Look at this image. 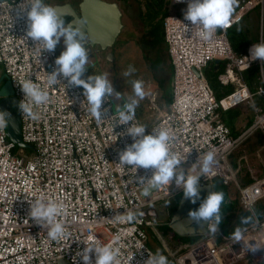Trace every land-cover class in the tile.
<instances>
[{"label": "built area", "instance_id": "2783aa9c", "mask_svg": "<svg viewBox=\"0 0 264 264\" xmlns=\"http://www.w3.org/2000/svg\"><path fill=\"white\" fill-rule=\"evenodd\" d=\"M170 2L179 5L163 21L172 64V99L150 125L138 109L134 122L147 125L146 134L151 128H167L173 137L170 149L184 160L180 166L189 174H199L200 165L195 164L198 156L214 151L216 163L200 184H213L220 178L228 187L235 185L243 210L250 213L255 209L260 214L258 222L247 226L240 242L220 226L216 234L208 229L197 233L206 235L197 242L182 241L175 231L170 237L185 247L193 245L182 256L185 264H190L186 258L196 259L195 264H264V171L240 182L242 164L235 166L230 160V154L246 138L258 130L264 132V104L255 100L256 95L264 99V70L261 60H252L249 51L255 43L264 42L263 30L261 26L256 39L240 51L234 49L228 34L252 9L258 7L263 16L264 0H238L231 26L218 30L208 41L194 35V26L184 19L189 0ZM20 6H27L26 0H0V63L10 76L19 103L25 99L19 83L31 79L43 86L61 54L59 45L51 53L26 38V17L16 15ZM214 59L226 60L219 78L223 84L234 85L221 97L205 73ZM254 63L259 64L261 73L255 91L245 78V71ZM47 90L48 103L34 109L40 113L39 120L24 117L20 111L21 136L31 144L30 152L16 148L17 142L9 138L7 128L0 132V264H60L61 258L70 264H84L79 253L85 247L83 240L90 236L104 244L119 236L121 264H145L149 254L156 252L149 244L150 231L162 236L159 227L163 223L156 218L159 203L183 194V189L173 181L146 197L138 179L151 177L152 170L119 163L118 153L133 140L120 135L131 122L115 126L114 98L102 104V111L107 108L109 113L98 123L88 111L82 86H68L61 77L60 83ZM152 90V107H158L157 92ZM241 104L252 106V120L235 134L224 114ZM41 194L65 205L66 214L58 218L68 232L63 240H50L47 229L30 218L31 202ZM126 209L143 215L131 222L113 220ZM91 259L95 264L94 254Z\"/></svg>", "mask_w": 264, "mask_h": 264}, {"label": "clouds", "instance_id": "9594fccd", "mask_svg": "<svg viewBox=\"0 0 264 264\" xmlns=\"http://www.w3.org/2000/svg\"><path fill=\"white\" fill-rule=\"evenodd\" d=\"M176 2L181 3L183 0H176ZM235 3L236 0H189L184 19L194 26V35L208 41L218 30L231 26ZM26 4L27 6H20L16 11L18 18L26 17V38H30L36 45H42V50L51 53L55 52L57 45L63 39L65 50L55 59L56 67L48 73L43 86L31 79L19 83L25 99L19 103L18 107L24 117L32 120L40 119V113L34 109L48 103L50 97L47 89L60 83L61 77L67 80L68 86L83 87V95L89 105L88 111L98 123L107 119L109 113L107 108L102 111V104L106 100L115 98L114 115L117 119L115 126L117 124L129 125L131 122L126 133L122 132L120 135H128L133 140L118 153L119 163L136 169H151L153 173L151 177H139L138 179V183L144 186L143 194L148 197L152 192L162 186H169L174 181L177 188L183 189L184 200H190L193 204L201 200L200 181L203 176L213 170L216 163L215 152L208 151L202 158L198 156L195 164L200 165L199 174H189L182 170L180 165L184 160L170 149L173 139L170 131L159 127L151 128V132L146 134V129L149 127L134 122L139 102L146 96L144 81L133 80L134 96L124 100L123 95L115 91L112 79H109L107 72L83 78L88 72L90 59L84 29L77 26L74 21L66 23L64 17L67 13L61 12L57 6L48 4L46 0H26ZM249 51L252 60H261V69L264 70V42L255 43ZM135 71V67L129 65L123 75L130 77ZM10 122L15 127L11 113L0 110V132L8 129ZM225 202L226 194L214 188L202 200L198 209L189 211L188 217L201 228L207 225L208 231L216 234L225 219L223 212ZM65 214L66 208L62 202L50 199L43 194L36 196L30 205V218L47 229L48 238L52 241H60L68 236L64 221L58 219ZM138 215H143V213L126 209L124 214L117 213L113 220L131 222ZM259 215L253 209L248 215L241 216L239 225L231 233V238L236 242L242 241L248 230L247 226L258 222ZM119 240L120 237L116 236L112 243L104 244L100 239L90 236L83 240L85 247L79 255H82L84 264H92L93 254L95 264H121L120 248L117 246ZM145 264H170V262L167 256L157 250L149 254Z\"/></svg>", "mask_w": 264, "mask_h": 264}, {"label": "rangeland", "instance_id": "374dc122", "mask_svg": "<svg viewBox=\"0 0 264 264\" xmlns=\"http://www.w3.org/2000/svg\"><path fill=\"white\" fill-rule=\"evenodd\" d=\"M112 1L119 2L123 10V20L125 22V26L119 36V39L113 47L103 49L99 45H96L91 48L90 52L93 53V56L89 59L88 72L83 78L92 74L107 72L109 74V79H112L115 91L120 92L126 100L129 97L134 96L132 81L136 79L143 80L146 96L143 100H140L139 107L137 109L144 122L149 123L154 120L160 111L166 109L167 103H165V101L168 96L165 89L159 84L155 77L156 75L161 74L160 71L155 72L150 68L149 60L145 56V49H143V47L137 42V36L143 31V26L137 14L138 6H141V8L145 10L146 0H129L128 2L130 5L123 0ZM237 2L238 0H236L234 5V10L237 7ZM168 4H170L171 9L173 10L179 6L172 4L168 0L167 7L169 8V11L170 6ZM246 18L250 22L252 27L251 33L255 34V37H257L258 33L261 31L262 26L264 39V14L262 17V14L259 13L258 7L252 9ZM97 49H100L101 51H98ZM110 50L113 51L112 58L109 56ZM165 52L167 57L166 60L169 61L167 51ZM149 55L153 56V52L149 51ZM129 65L134 66L136 71L132 76L124 77L123 73L128 69ZM2 67L3 66L0 63V97L4 99L13 95L10 92L12 91L10 76L3 71ZM154 85H156V88L153 87ZM166 85H170L168 79H166ZM153 88L155 89V92H157V105L159 108L156 106H154L155 108L152 107L153 103L151 102L150 92L152 93L154 91L152 90ZM236 108H238L241 113L235 118L232 126L235 131H241V129L244 128V125L248 123L249 119L252 117L253 110L252 106L249 104H241ZM231 111L227 110L225 112L226 114H224L228 121L230 120L229 116L230 113H232ZM20 146L25 149L26 153L31 151L30 146ZM230 160L235 166L239 164V162L242 164L239 172L240 182H246L249 177L253 178V175L261 174L264 171V132L258 130L246 138L230 154ZM251 168L253 170H251ZM229 192L231 198L236 199L238 206L236 212L234 213L235 215H233L231 219V224L229 225L233 232L235 227L239 225L237 217L242 216L240 210H243V208L238 202L239 192L235 185L229 186ZM171 201L172 199H169L159 203V212L156 215V218L167 227L164 228L166 231L159 227V232L162 235L161 237H158L156 233L150 231L149 244L155 251L160 250L163 254L166 252V254L171 258L173 264H185L181 261L182 256H186L193 245L185 247L181 243H178L176 237L181 238L182 241L191 242L192 239L190 237L193 236L195 238L194 242H197L200 239H204L206 235H182L176 231V237L175 239H172L170 237V233L174 231V228L170 225V219L175 210L173 212L170 210ZM185 260L190 262V259L188 258Z\"/></svg>", "mask_w": 264, "mask_h": 264}, {"label": "trees", "instance_id": "16d2710c", "mask_svg": "<svg viewBox=\"0 0 264 264\" xmlns=\"http://www.w3.org/2000/svg\"><path fill=\"white\" fill-rule=\"evenodd\" d=\"M130 5L129 0H123ZM168 0H146V8L143 10L141 6H138V18L143 26V31L137 36V42L145 49V56L149 60V66L153 71H160V75H156V79L159 84L165 89L167 93V100L170 102L172 99V64L166 60L167 43L165 40L164 26L163 21L164 17L168 14L169 9L167 7ZM250 13V12H249ZM248 13L244 18L236 22L228 31L230 40L235 50L240 51L245 49L251 40L256 39V35L251 33L252 27L250 22L247 20ZM240 29V30H238ZM148 50V51H147ZM149 51L153 52V56L149 55ZM169 57V55H167ZM226 60L225 59H214L207 64L205 67V73L209 78L212 86L214 87L218 97H221L234 89L233 84H223L219 78L220 73L225 69ZM260 66L257 63H254L248 70L245 71V78L248 84L250 85L253 91L256 90L257 85L261 82L260 80ZM166 79L169 80L170 85H166ZM255 100L259 104H264V99L260 95H256ZM232 113L229 116V122L233 125L235 118L240 115L241 111L238 108H230ZM252 118L249 119L250 123ZM240 131H234L235 134H238ZM19 144L16 145V148H20ZM252 180L249 177L247 181ZM246 181V182H247ZM213 187L217 191H223L226 194V202L223 206V212L225 219L220 227L226 233H232V228L229 227L231 224V219L234 213L236 212L238 206L237 201L234 198H231L228 185L224 184L220 178H216L213 181ZM213 188V190H214ZM183 194H179L177 197L172 199L170 204V210L173 212L181 199ZM242 216L249 214L248 211L240 210ZM238 215V214H236ZM240 216L237 217L238 222H240ZM167 227L164 223L160 225V228ZM169 227V225H168ZM165 230V229H164ZM166 231V230H165ZM192 240L195 238L190 237ZM168 257L170 264L172 263L171 258Z\"/></svg>", "mask_w": 264, "mask_h": 264}, {"label": "water", "instance_id": "95a60500", "mask_svg": "<svg viewBox=\"0 0 264 264\" xmlns=\"http://www.w3.org/2000/svg\"><path fill=\"white\" fill-rule=\"evenodd\" d=\"M55 6L59 7L61 12L67 13L64 19H70L68 23L74 21V23L77 24V20H79L82 24V28L86 32L88 50H91L96 44H100L103 49L113 47L125 26L123 10L117 1L81 0L79 8H76L72 3L64 5L56 4ZM63 7L71 8V11L63 10ZM77 26L79 25L77 24ZM58 45L59 50L62 53L63 48L61 42ZM112 55L113 51L110 50L109 56H111V58L113 57ZM10 92L13 96L4 99L0 97V105L3 111L11 113L12 121L15 123V127H13L10 122L9 128L7 129L8 136L22 146H30L31 144L25 142L21 136V118L18 107L19 101L14 94L13 86L12 91ZM211 191H213V184L211 182L200 184L201 201L198 200L195 204L191 203L190 200H184L182 195L178 206L170 219V225L174 228L175 232L177 231L182 235H192L207 231V225L203 228L199 226L193 230H187L186 227L195 224L188 217L189 211L198 209L202 200L206 198ZM151 212L155 214L156 210L152 209ZM60 264H70V262L65 258H61Z\"/></svg>", "mask_w": 264, "mask_h": 264}, {"label": "flooded vegetation", "instance_id": "af4514ba", "mask_svg": "<svg viewBox=\"0 0 264 264\" xmlns=\"http://www.w3.org/2000/svg\"><path fill=\"white\" fill-rule=\"evenodd\" d=\"M46 2L48 4L53 5V6H55L56 4L64 5V4H67V3H72L76 8H79V3L81 2V0H46ZM69 21H70V19H66L65 20L66 23H68ZM61 45H62V48H63V51H64L65 50V45L63 44V39H61ZM97 50L101 51L100 49H97ZM90 51L91 50L89 49V57L91 58V56H93V53H91Z\"/></svg>", "mask_w": 264, "mask_h": 264}, {"label": "bare ground", "instance_id": "6f19581e", "mask_svg": "<svg viewBox=\"0 0 264 264\" xmlns=\"http://www.w3.org/2000/svg\"><path fill=\"white\" fill-rule=\"evenodd\" d=\"M63 10H66V11H71V8H68V7H63L62 8ZM77 24L80 26V27H82V24L79 22V20H77ZM96 45H100V44H96ZM95 45V46H96ZM100 47H101V45H100ZM102 48V47H101ZM201 201V200H200ZM197 227H199L198 225H196V224H194V225H192V226H187L186 227V229L187 230H193V229H195V228H197ZM185 262H187V261H185ZM195 262H196V259H192L191 261H190V264H192V263H194L195 264Z\"/></svg>", "mask_w": 264, "mask_h": 264}, {"label": "crops", "instance_id": "0c3cea01", "mask_svg": "<svg viewBox=\"0 0 264 264\" xmlns=\"http://www.w3.org/2000/svg\"><path fill=\"white\" fill-rule=\"evenodd\" d=\"M170 1V0H169ZM169 6H170V4H168ZM169 9V8H168ZM259 10V9H258ZM170 11H173V9H171V6H170ZM169 11V12H170ZM168 12V13H169ZM259 13H260V11H259ZM263 17V16H262ZM259 34V33H258ZM153 87H155L156 88V85H154ZM154 89V88H153ZM158 99V98H157ZM124 100H126L125 98H124ZM122 103L124 102L123 100L121 101ZM165 103H167L166 104V106L168 105V103H169V101L167 100V98H166V101H165ZM147 125H150L151 124V122H149V123H146Z\"/></svg>", "mask_w": 264, "mask_h": 264}]
</instances>
